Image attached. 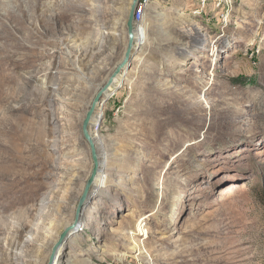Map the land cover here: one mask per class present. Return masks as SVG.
<instances>
[{
	"label": "rangeland",
	"instance_id": "obj_1",
	"mask_svg": "<svg viewBox=\"0 0 264 264\" xmlns=\"http://www.w3.org/2000/svg\"><path fill=\"white\" fill-rule=\"evenodd\" d=\"M128 3L0 0V264H48L74 220L93 167L82 123L124 58ZM144 12L150 45L93 129L108 183L55 264H264V0H234L227 23L200 0Z\"/></svg>",
	"mask_w": 264,
	"mask_h": 264
},
{
	"label": "water",
	"instance_id": "obj_2",
	"mask_svg": "<svg viewBox=\"0 0 264 264\" xmlns=\"http://www.w3.org/2000/svg\"><path fill=\"white\" fill-rule=\"evenodd\" d=\"M141 1L142 0H133L129 9V13L126 21L128 41L124 53V58L121 60V62L117 64L114 71L109 76L107 83L96 92L84 117L82 123V134L89 145L91 151V158L93 161V167L90 176L86 182V185L83 189V192L78 200L75 210L74 220L70 225H67L63 229L57 242L53 245L49 256L48 264H55V258L57 256V251L59 250V248L65 243V241L67 240L70 234L80 229L81 222L84 218L86 206L92 197L93 185L102 167L100 161L101 156L99 155L98 152L97 143L90 132L91 122L93 121V118L96 116L99 106L106 98L107 93L112 89L111 86L114 83L115 78L121 75L122 72L125 70V68L129 67L130 65V60L133 54L134 47L136 45V37H137V26L135 23V16L137 14L138 6Z\"/></svg>",
	"mask_w": 264,
	"mask_h": 264
},
{
	"label": "bare ground",
	"instance_id": "obj_3",
	"mask_svg": "<svg viewBox=\"0 0 264 264\" xmlns=\"http://www.w3.org/2000/svg\"><path fill=\"white\" fill-rule=\"evenodd\" d=\"M132 1L133 0H129V5H128V8H127V11H128V13H129V9H130V6H131V3H132ZM146 6V5H145ZM148 6V5H147ZM153 8V7H152ZM152 10V9H151ZM150 10V11H151ZM153 10H155L154 8H153ZM149 11V10H148ZM153 14V13H152ZM154 15V14H153ZM163 15H166V13H163ZM181 16V15H180ZM154 18V17H153ZM177 18V17H176ZM170 19V18H169ZM178 19V18H177ZM153 20V19H152ZM152 20L151 19H149V17H148V13H146L145 12V14H144V20H143V22L142 23H140L139 25H138V30H137V37H136V42H137V44L135 45V47H134V50H133V57H134V55L136 56L137 54H142L143 53V50H145V47H148L149 45H150V28H151V23H152ZM183 20V19H182ZM181 20V21H182ZM157 21V20H156ZM171 21V20H170ZM185 21H186V23H188V24H191V23H193L190 19H185ZM182 23H184V22H180V24L179 25H181ZM126 24V22H123V24L122 25H125ZM158 38V37H157ZM179 41V40H178ZM177 41V42H178ZM176 42V43H177ZM179 43V42H178ZM147 51V50H146ZM146 53V52H145ZM123 58V57H122ZM131 59H133V58H131ZM135 61V60H134ZM118 63V62H117ZM139 63V62H138ZM130 67V66H129ZM126 71V70H125ZM133 70L131 69V70H129V71H126V73H131ZM125 73V72H124ZM125 75H127V74H125ZM109 78V77H108ZM107 78V79H108ZM120 79V78H119ZM125 79H126V77H125ZM121 80V79H120ZM120 82H117V84H119ZM113 90L111 89L108 93H107V95H106V98L103 100V102H102V104L99 106V108H98V111H97V114H96V116L93 118V121L91 122V126H90V132H91V134H92V136H93V138L95 139V141H96V143H97V148H98V152H99V155L101 156V167H102V171L100 172V175H99V177H98V179H97V188H100V189H103V187L104 186H106V184L108 183V180H109V174H107L106 172H105V169H106V166L107 165H109L110 164V162L111 161H109V156H108V145H106V143L102 140V138H101V136H100V133H98L99 132V130H96V131H98V132H96L95 130H93L94 128H95V123L96 122H98V120H99V118H100V121H101V116L103 115L102 113L104 112V109H105V106H106V104H107V98H109L110 96L109 95H112L111 94V92H112ZM113 94H114V91H113ZM89 108V107H88ZM87 112V111H86ZM85 115H86V113H85ZM85 117V116H84ZM103 120V119H102ZM102 125V124H101ZM97 129V128H96ZM116 153H118V150L116 151ZM69 162V159H68V157H67V155L66 154H63L62 155V158H61V163L59 164V166H64V165H66L67 163ZM112 163V162H111ZM114 165V164H113ZM87 209V208H86ZM86 211V210H85ZM84 215H85V213H84ZM87 218L88 217H86V219L85 218H83V220H82V222H81V227H84V225L87 227V225H88V223H87ZM66 227V226H65ZM64 227V228H65ZM63 228V229H64ZM137 228H138V234H141V235H144V234H146L147 235V233H148V230L146 229V227H145V224L143 225V222H139L138 224H137ZM62 232V231H61ZM60 231L57 233V236L59 237V235H60V233H61ZM136 233V234H137ZM22 234H23V232H22ZM52 237V236H51ZM133 239V246H132V249H135V250H140L139 251V253L137 254L138 256L139 255H142L143 257H150V255H149V253L147 252V250L145 249V244H144V241H142L141 242V240L140 241H137V240H135V238L133 237L132 238ZM57 241V238L54 240V244H55V242ZM53 244V245H54ZM64 249H62V250H58L57 251V256H56V258H55V262H59L62 258H63V256H64V251H63ZM141 250H143V251H141ZM59 252V253H58ZM126 253H124V252H117L115 255L116 256H123V255H125ZM12 255V254H11ZM136 257V258H139V257ZM11 261H12V263H17V259H18V256H17V253L16 254H13L12 256H11ZM67 262H69V263H71V262H73V260H71V259H68L67 260ZM43 262H40V264H42ZM85 263H90V259L89 258H86V260L84 261V264Z\"/></svg>",
	"mask_w": 264,
	"mask_h": 264
},
{
	"label": "built area",
	"instance_id": "obj_4",
	"mask_svg": "<svg viewBox=\"0 0 264 264\" xmlns=\"http://www.w3.org/2000/svg\"><path fill=\"white\" fill-rule=\"evenodd\" d=\"M148 0H142L138 6V11L135 16V23L138 30V25L143 22L144 20V7ZM201 7L207 8L208 5H213L219 14V18L221 19L222 23H227L230 17V13L233 9L234 0H200ZM137 44V42H136ZM142 264V263H140Z\"/></svg>",
	"mask_w": 264,
	"mask_h": 264
}]
</instances>
